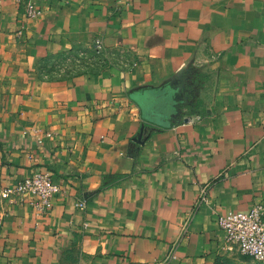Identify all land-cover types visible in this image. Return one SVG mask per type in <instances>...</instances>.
<instances>
[{
    "label": "crops",
    "instance_id": "crops-1",
    "mask_svg": "<svg viewBox=\"0 0 264 264\" xmlns=\"http://www.w3.org/2000/svg\"><path fill=\"white\" fill-rule=\"evenodd\" d=\"M33 1L0 0V191L36 172L60 191L7 199L0 264L231 256L218 217L264 202V0Z\"/></svg>",
    "mask_w": 264,
    "mask_h": 264
},
{
    "label": "built area",
    "instance_id": "built-area-1",
    "mask_svg": "<svg viewBox=\"0 0 264 264\" xmlns=\"http://www.w3.org/2000/svg\"><path fill=\"white\" fill-rule=\"evenodd\" d=\"M23 4L25 16L36 19L41 15L33 0H13ZM95 51L100 54L103 45L100 40L95 41ZM60 191L49 172H36L7 186L0 191L4 199L21 196L30 197L31 204L40 210H49L53 206L55 195ZM199 201L207 202L206 189L201 192ZM78 208L83 202H77ZM218 227L223 231L227 245L235 248L239 254L264 264V202H256L246 211H228L218 217Z\"/></svg>",
    "mask_w": 264,
    "mask_h": 264
},
{
    "label": "rangeland",
    "instance_id": "rangeland-1",
    "mask_svg": "<svg viewBox=\"0 0 264 264\" xmlns=\"http://www.w3.org/2000/svg\"><path fill=\"white\" fill-rule=\"evenodd\" d=\"M99 63H100L99 55L95 54L93 51H90L85 55H82L81 59L79 55L78 56H76L75 54L65 55L64 57L55 60V62L52 64L51 67L54 70H58V72L60 71L64 72V70L76 72V71H86L93 69ZM6 201L7 199L0 197V220ZM232 251L233 254L225 258L222 264H262L253 261L251 258L247 256H243L239 254L235 248H233Z\"/></svg>",
    "mask_w": 264,
    "mask_h": 264
},
{
    "label": "water",
    "instance_id": "water-1",
    "mask_svg": "<svg viewBox=\"0 0 264 264\" xmlns=\"http://www.w3.org/2000/svg\"><path fill=\"white\" fill-rule=\"evenodd\" d=\"M147 96H148L149 100L138 102L143 113H145L146 111L151 112L150 110L152 108H155V106H156L155 102H157V100L152 98L150 94Z\"/></svg>",
    "mask_w": 264,
    "mask_h": 264
},
{
    "label": "trees",
    "instance_id": "trees-1",
    "mask_svg": "<svg viewBox=\"0 0 264 264\" xmlns=\"http://www.w3.org/2000/svg\"><path fill=\"white\" fill-rule=\"evenodd\" d=\"M225 259H221L220 261L217 262V264H222V262L224 261Z\"/></svg>",
    "mask_w": 264,
    "mask_h": 264
}]
</instances>
